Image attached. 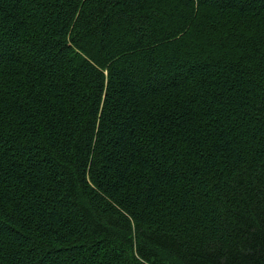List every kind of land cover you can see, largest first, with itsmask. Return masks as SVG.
<instances>
[{"label": "trees", "instance_id": "16d2710c", "mask_svg": "<svg viewBox=\"0 0 264 264\" xmlns=\"http://www.w3.org/2000/svg\"><path fill=\"white\" fill-rule=\"evenodd\" d=\"M0 264H264V0H0Z\"/></svg>", "mask_w": 264, "mask_h": 264}]
</instances>
